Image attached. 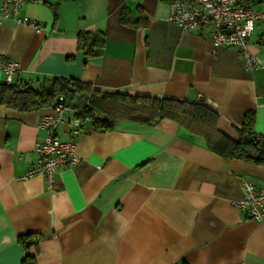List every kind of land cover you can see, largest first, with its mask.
I'll list each match as a JSON object with an SVG mask.
<instances>
[{
  "label": "crops",
  "instance_id": "0c3cea01",
  "mask_svg": "<svg viewBox=\"0 0 264 264\" xmlns=\"http://www.w3.org/2000/svg\"><path fill=\"white\" fill-rule=\"evenodd\" d=\"M238 5L257 11L264 0ZM122 7L148 27L121 25ZM168 13L157 0H34L21 15L41 31L4 20L0 56L18 63L17 84L63 77L101 92L203 102L236 127L253 112V132L264 136V28L249 40L261 66L246 70L209 30L184 32ZM78 31L104 35L100 57L77 51ZM54 113L0 106V264H22L17 238L29 233L40 235L30 250L37 264H264V223L234 205L246 182L264 186V165L222 159L170 120L103 133L88 122L74 128L70 114L56 138L75 141L79 161L50 192L27 173L45 135L39 120Z\"/></svg>",
  "mask_w": 264,
  "mask_h": 264
},
{
  "label": "trees",
  "instance_id": "16d2710c",
  "mask_svg": "<svg viewBox=\"0 0 264 264\" xmlns=\"http://www.w3.org/2000/svg\"><path fill=\"white\" fill-rule=\"evenodd\" d=\"M157 1L168 5L176 0ZM119 20L121 25L133 29L148 27L142 13L134 20L126 7L121 8ZM75 38L77 51L84 58L100 57L103 54V34L78 31ZM62 99L64 105L73 111L72 117L80 126L88 122L96 132H112L119 123L151 125L157 121L170 120L189 134L202 138L207 149L222 159L264 165V136L253 132V112H247L242 125L236 127L203 102L101 92L90 83L63 77H53L36 85L15 82L11 85L6 82L0 84V106L21 113L54 108ZM39 239L40 235L34 233L17 238L24 253L22 264H37L30 250L37 251Z\"/></svg>",
  "mask_w": 264,
  "mask_h": 264
},
{
  "label": "built area",
  "instance_id": "2783aa9c",
  "mask_svg": "<svg viewBox=\"0 0 264 264\" xmlns=\"http://www.w3.org/2000/svg\"><path fill=\"white\" fill-rule=\"evenodd\" d=\"M34 0H0V29L2 22L12 19L18 24L29 25L37 32L41 27L25 16L22 8ZM239 0H176L168 4L167 20L184 32L198 33L209 30V37L216 46L236 50L246 70L261 66V61L249 49V40L257 25L264 28V7L257 11L238 5ZM0 70L5 73V82L11 85L19 71L16 61L0 56ZM72 110L62 105L55 107V113L43 116L38 128L45 135L35 144L36 161L30 166L27 177L41 176L47 190L54 191L56 175L61 169L74 167L78 161V145L73 140L65 142L56 138L57 128L72 114ZM74 128L79 123L71 120ZM244 216L257 223H264V186L257 187L252 182L244 184V195L234 202Z\"/></svg>",
  "mask_w": 264,
  "mask_h": 264
},
{
  "label": "water",
  "instance_id": "95a60500",
  "mask_svg": "<svg viewBox=\"0 0 264 264\" xmlns=\"http://www.w3.org/2000/svg\"><path fill=\"white\" fill-rule=\"evenodd\" d=\"M57 104H59V105L64 104V100H63V99H62V100H59V101L57 102Z\"/></svg>",
  "mask_w": 264,
  "mask_h": 264
},
{
  "label": "rangeland",
  "instance_id": "374dc122",
  "mask_svg": "<svg viewBox=\"0 0 264 264\" xmlns=\"http://www.w3.org/2000/svg\"><path fill=\"white\" fill-rule=\"evenodd\" d=\"M69 104H71L70 102H68Z\"/></svg>",
  "mask_w": 264,
  "mask_h": 264
}]
</instances>
